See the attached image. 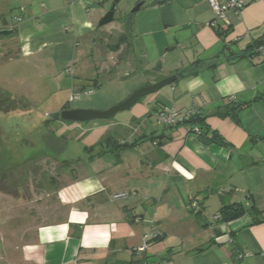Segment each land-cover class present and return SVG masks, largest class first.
Masks as SVG:
<instances>
[{
	"label": "crops",
	"instance_id": "obj_1",
	"mask_svg": "<svg viewBox=\"0 0 264 264\" xmlns=\"http://www.w3.org/2000/svg\"><path fill=\"white\" fill-rule=\"evenodd\" d=\"M59 1L23 3L19 18H29L19 32L53 15L46 8L54 5L55 18L74 23L72 35L77 36L91 28L90 20L104 14L111 0H73L67 6ZM144 1L134 15L132 37L119 47L121 57L133 52L145 86L165 76L177 79L139 100L130 109V121L94 122L83 126L76 139H83L84 151L112 126L121 142L151 134L158 139L121 150L120 161L111 152L94 160L85 155L88 160L75 168L77 175L69 167L61 173L67 181L60 185L58 179L56 206L25 243L26 259L36 264H264V99L256 100L264 94V45L262 52L249 49L264 39V0H245L240 12L229 9L214 26L209 0ZM4 28H12L6 18ZM223 31H228L225 36ZM29 38L22 43L27 52L36 44ZM157 73L161 77L149 81L147 76ZM230 102L249 104L237 118L217 115ZM162 108L182 113L194 108L227 145L203 142L194 131L197 125L163 127L157 121ZM64 127L70 129L61 126L57 137L67 132ZM73 149L64 147L62 153ZM118 192L130 195L114 199ZM192 201L199 207L191 208ZM225 203L256 205L262 221L253 223L246 214L218 223ZM199 209L203 219L190 211ZM158 233L161 237L146 250H136L145 235Z\"/></svg>",
	"mask_w": 264,
	"mask_h": 264
},
{
	"label": "rangeland",
	"instance_id": "obj_2",
	"mask_svg": "<svg viewBox=\"0 0 264 264\" xmlns=\"http://www.w3.org/2000/svg\"><path fill=\"white\" fill-rule=\"evenodd\" d=\"M26 1L0 0V28L6 18L14 29L10 35L0 36V93L9 96L8 103L11 105H8L12 109L0 110V144H6L4 134L13 137L29 134L28 142L22 146L23 155L25 149L38 150L37 144L42 143L40 137H37L38 127L44 120L52 118L66 103L70 108L107 110L145 86L142 84L145 74L138 72L139 64L133 52L130 51L128 59L122 58L119 48L112 46L121 42L123 34L132 37V32L126 29V19L137 2L121 0L117 5L114 20L101 26L100 19L114 3V0H111L106 5L104 14L94 15L90 20L92 24L88 31L73 36L72 31L76 25L65 18L56 19L54 5L46 8L47 11L53 12V15L41 16L32 21L33 26L25 25V29L19 32L20 26L25 23L24 20L29 18L28 15L23 16V21L19 18L22 12L20 6ZM72 1L60 0L58 4L67 6ZM60 9L63 10V7ZM139 12L141 11L134 15ZM66 27L71 30L66 31ZM27 35H30L32 43L36 42L30 52L22 46L26 40L24 36ZM156 76L161 77L158 73L147 77L152 81ZM84 88L91 89L92 92L83 94L80 99L71 100L73 93ZM148 96L150 95L140 101ZM15 105L18 106L16 110L13 109ZM130 113L132 110L122 111L110 119L83 123L68 124L53 119L49 131L57 133L61 126H69V130L64 127L67 131L64 133V143L66 149H74L69 154L61 153L58 157L40 153L25 163V166L23 164L22 167L0 174V264H36L26 259L24 247L25 243L35 236L38 225L47 221V215L56 206V192L48 178L55 175L62 185L66 183L67 178L58 173H64L66 170L59 168L61 159L76 161L75 165L72 164L69 168L74 175H77L75 168L88 160L84 157L88 154L81 150L85 142L83 139H76L82 128L94 122L108 123L110 120L119 119L130 121ZM74 126L79 128L71 129ZM115 130L114 126L110 128L111 132ZM28 144L34 146L29 147ZM80 156L84 157L80 162L75 160ZM72 167L74 169H71ZM25 177L28 178L27 185L21 182L25 181ZM18 183L19 187L16 186ZM192 214L197 215L195 212ZM149 216L151 212L148 214V219H151ZM172 224L175 222H170V225ZM148 225L152 226V223Z\"/></svg>",
	"mask_w": 264,
	"mask_h": 264
},
{
	"label": "trees",
	"instance_id": "obj_3",
	"mask_svg": "<svg viewBox=\"0 0 264 264\" xmlns=\"http://www.w3.org/2000/svg\"><path fill=\"white\" fill-rule=\"evenodd\" d=\"M227 32L228 31H223L221 32V35L225 36ZM127 38H128V35L124 34L120 39L121 42L118 45H112V46L119 48L120 45L126 43ZM261 45H264V39L254 42L252 45H250L249 49L255 50L258 46H261ZM82 90L84 91L87 89L84 88L78 92H82ZM260 99H264V94H259L256 97V100H260ZM8 100H9V96H6L5 94L0 93V110H9V111L12 110L9 107V105L11 104L10 102L8 103ZM248 104L249 102L243 103V104H237L234 102H230L224 108H222V110H219L217 112V115L221 117L230 116L233 118H237V115L239 111L242 109V107ZM68 105L69 104L66 103L59 112L55 113L52 116V118L50 119L48 118L44 120L43 124L38 127L39 131H38L37 137H40V140L42 143L41 145L37 144L38 146L37 151H32L31 149L30 150L25 149L24 155H23L22 146L26 143V141L28 142L29 134L28 136L19 135V137H13V136H10L9 134L7 135V134L2 133V136L3 134L5 136L3 139L5 140L6 144H2V145L0 144V174L1 175L6 173L7 171H10L13 168L22 167L23 164L25 166L29 162V160L31 161L32 159H34L35 155H38L40 153L44 155L46 154L50 157L51 156L58 157L61 155L62 151L64 150L62 147V144H65L64 142H65L66 137L65 135L57 137L54 131H49V128L51 126V121L53 119L60 120L68 124L73 122V121L62 120L60 116L62 110L70 108ZM17 107L18 106L15 105L13 109L16 110ZM205 121H206V116H204L203 114L197 113V114H192L189 118H187V120H184L183 123L188 126L197 125L201 130V134H198V136L203 142L205 143L215 142V143L227 145V142H225V140L222 139V137L218 134V132L211 130L206 125ZM165 128L172 129L175 127L168 126ZM157 139H158L157 136H155L154 134H151L149 136H143L139 139H136L132 143L121 142L119 139H117L115 132L109 131L96 144L90 147H85L84 152L88 154L89 160H94L95 158L99 156H102L106 153L111 152V153H114V155L117 157V161H120L119 153L121 150L128 149V148L130 149L134 148L135 146H137L138 144L146 140L155 142ZM161 145H162V142L158 143V146H161ZM30 146H34V145H29V147ZM29 147H26V148H29ZM33 153L35 154L33 155ZM79 160H81V158L78 159L77 161ZM75 162L76 161H72L69 159H61L59 163V168L65 170L68 167L70 168L72 164H74ZM60 172L58 173L61 174ZM27 173L26 175L28 176ZM24 180L25 181H21L23 182L22 184L27 185L26 180H28V178L25 177ZM48 181L53 186V188H55L58 184L57 183L58 178L55 175L51 176V178H48ZM16 186L19 187L20 184L18 183L16 184ZM190 211L195 212V214H197L198 216H201L200 215L201 209L197 211L196 210H190ZM262 212L263 211L259 209L256 205H253L251 207H246L243 203H225L219 209L218 211L219 218L216 221L218 223H228V222L237 220L245 216L246 214H249L252 217L253 223H257V222L262 221L261 219ZM160 237H161L160 235L155 236L154 238L150 237L148 246L152 241H155V240L157 241ZM136 250L138 249L136 248ZM130 264H133V262H130Z\"/></svg>",
	"mask_w": 264,
	"mask_h": 264
},
{
	"label": "water",
	"instance_id": "obj_4",
	"mask_svg": "<svg viewBox=\"0 0 264 264\" xmlns=\"http://www.w3.org/2000/svg\"><path fill=\"white\" fill-rule=\"evenodd\" d=\"M121 0H114V3L110 10L100 19L99 25L103 26L112 22L115 18L117 5ZM145 1L141 0L135 4L131 9L129 16L126 19V29L131 32L134 14L142 9ZM14 32L12 28L0 29V36L10 35ZM177 79V75H171L164 79L157 81L154 84L141 87L133 94H131L124 101L110 107L107 110H94V109H82V108H69L61 111V119L65 121H73L78 123L88 122L96 119H110L116 114L122 111L130 110L142 97L156 93L165 86L172 84Z\"/></svg>",
	"mask_w": 264,
	"mask_h": 264
},
{
	"label": "built area",
	"instance_id": "obj_5",
	"mask_svg": "<svg viewBox=\"0 0 264 264\" xmlns=\"http://www.w3.org/2000/svg\"><path fill=\"white\" fill-rule=\"evenodd\" d=\"M210 4L212 6V9L214 10L215 13V19L211 23L213 26L217 24V22L221 20H225V15L226 12L229 9H234L237 12H240L247 4L245 0H228L227 3H220L217 0H209ZM257 51L262 52V47L258 46L256 48ZM92 90H84L82 92H77L73 93L71 95V100L75 99H80L81 96L90 94ZM195 109L189 110L188 112L185 113H179L176 109H165L159 112L158 118H159V123L165 125V126H176L178 123L183 122L188 116L195 113ZM196 131H200L198 127L195 128ZM130 195L129 192H118L113 195L114 199H120V198H127ZM191 208H198V203L195 201H192L190 203ZM218 218V216H217ZM150 235H145L143 237V242L142 245L139 246L137 249L144 251L148 248V242L150 239Z\"/></svg>",
	"mask_w": 264,
	"mask_h": 264
},
{
	"label": "bare ground",
	"instance_id": "obj_6",
	"mask_svg": "<svg viewBox=\"0 0 264 264\" xmlns=\"http://www.w3.org/2000/svg\"><path fill=\"white\" fill-rule=\"evenodd\" d=\"M213 11H214V10H213ZM217 23H219V22H217ZM173 83H174V82H173ZM150 95H151V94H150ZM144 97H146V96H144ZM142 98H143V97H142ZM142 98H141V99H142ZM165 109H174V108H162V109H160V110L157 112V121H158V123H159L158 114H159L160 111L165 110ZM193 109H194V108H193ZM193 109H191V110H193ZM177 111H178V110H177ZM178 112H179V113H182V112H180V111H178ZM187 112H188V111H187ZM193 114H194V113H193ZM191 115H192V114H191ZM191 115H189L188 117H190ZM186 120H187V119H186ZM182 123H183V122H180V123H178L177 125H180V124H182ZM159 124L162 125V126H165V125H163V124H161V123H159ZM177 125H176V126H177ZM196 127H197V126L194 127V131L197 132L198 134H201V130H200V128L198 127L199 130H200V131L198 132V131L195 130ZM195 202H197V201H195ZM197 203H198V202H197ZM198 207H199V205H198ZM195 209H196V208H195ZM218 218H219V215H218ZM157 235H158V236H159V235L161 236V233H158Z\"/></svg>",
	"mask_w": 264,
	"mask_h": 264
},
{
	"label": "flooded vegetation",
	"instance_id": "obj_7",
	"mask_svg": "<svg viewBox=\"0 0 264 264\" xmlns=\"http://www.w3.org/2000/svg\"><path fill=\"white\" fill-rule=\"evenodd\" d=\"M62 147H63V149H64V147H65V144H62Z\"/></svg>",
	"mask_w": 264,
	"mask_h": 264
}]
</instances>
